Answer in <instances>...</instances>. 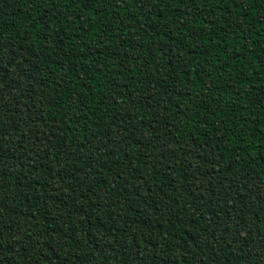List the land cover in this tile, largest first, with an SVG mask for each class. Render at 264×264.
I'll use <instances>...</instances> for the list:
<instances>
[{"label":"trees","instance_id":"trees-1","mask_svg":"<svg viewBox=\"0 0 264 264\" xmlns=\"http://www.w3.org/2000/svg\"><path fill=\"white\" fill-rule=\"evenodd\" d=\"M0 264H264V0H0Z\"/></svg>","mask_w":264,"mask_h":264}]
</instances>
